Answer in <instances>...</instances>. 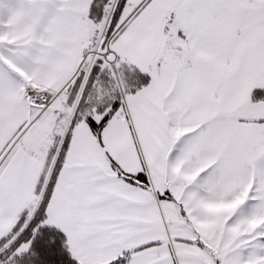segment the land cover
I'll use <instances>...</instances> for the list:
<instances>
[{"label":"snow or ice","instance_id":"obj_1","mask_svg":"<svg viewBox=\"0 0 264 264\" xmlns=\"http://www.w3.org/2000/svg\"><path fill=\"white\" fill-rule=\"evenodd\" d=\"M0 264H264V0H0Z\"/></svg>","mask_w":264,"mask_h":264}]
</instances>
